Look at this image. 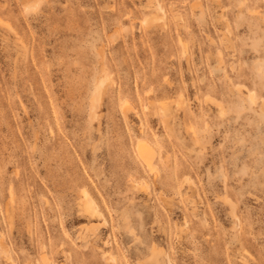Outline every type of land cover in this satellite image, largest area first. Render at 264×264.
Instances as JSON below:
<instances>
[{
    "label": "rangeland",
    "instance_id": "1",
    "mask_svg": "<svg viewBox=\"0 0 264 264\" xmlns=\"http://www.w3.org/2000/svg\"><path fill=\"white\" fill-rule=\"evenodd\" d=\"M261 107L264 0H0V264H264Z\"/></svg>",
    "mask_w": 264,
    "mask_h": 264
},
{
    "label": "bare ground",
    "instance_id": "2",
    "mask_svg": "<svg viewBox=\"0 0 264 264\" xmlns=\"http://www.w3.org/2000/svg\"><path fill=\"white\" fill-rule=\"evenodd\" d=\"M156 3H157V2H156ZM155 5H156V4H155ZM158 5H159V4H158ZM156 11L158 12V10H156ZM161 11H162V9H161ZM100 81H101V80H100ZM102 81L104 82L103 79H102ZM102 81H101V82H102ZM103 82H102V83H103ZM102 83H101V85H102ZM252 98H253V97H252ZM252 98L250 97L251 101L254 102V100H252ZM261 106H263V105L261 104ZM262 109H264V108L261 107V110H262ZM262 112H263V111H262ZM142 140H143V139H142ZM143 142H144V141H142L141 143L139 142L140 144H138V145H139V147H138V152H139L140 154H142V153L145 154V152L149 153L148 150L146 149V147L142 144ZM145 143H146V142H145ZM146 145H147V144H146ZM146 159H148L147 164L152 166L151 161L149 160L148 156H147ZM86 193H87V192H86ZM86 193H85V196H86ZM82 197H84V195H83ZM87 197H88V195H87ZM87 200H88V198H87ZM86 203H87V204H86V207H87L90 211H94V209H95L94 207H95V206L92 207V205H93V204L91 205L92 201H91V200H90V201H86ZM94 205H96V204H94ZM96 207H97V205H96ZM85 211H86V210H85ZM95 211L98 212L97 209H96ZM93 213H94V212H93Z\"/></svg>",
    "mask_w": 264,
    "mask_h": 264
}]
</instances>
